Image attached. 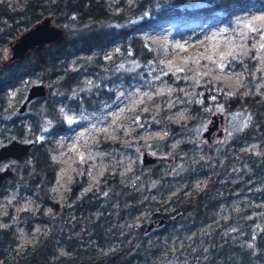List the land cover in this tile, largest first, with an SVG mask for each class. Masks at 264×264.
Wrapping results in <instances>:
<instances>
[{"label":"trees","instance_id":"1","mask_svg":"<svg viewBox=\"0 0 264 264\" xmlns=\"http://www.w3.org/2000/svg\"><path fill=\"white\" fill-rule=\"evenodd\" d=\"M245 1L23 0L11 4L0 0L2 46H8L22 30L45 15L63 31L61 40L31 48L23 58L3 65L5 60L0 51V123L5 124L10 137L22 140L26 134L32 140L25 155L10 159L9 165L13 168L7 176L8 186L39 199L34 210H22L1 218L7 224L0 226V264H264V225L251 237V231H247L244 239L253 242L254 249H251L237 239L216 237L214 225L218 224L220 228L226 222L211 221L218 199L229 198L221 193L224 185L238 190L252 177L257 184L264 173V151L259 161L239 151L241 140L256 133H260L259 146H264V99L258 95L231 96L222 89L202 90L199 101L188 104L191 118L187 122L174 124L161 119L159 123L168 126L171 135L181 136L192 134L193 129L217 108L223 113L242 110L248 116V123L235 131H227L228 138L224 141L203 144L196 151V145L188 144L186 139L173 150L174 165L166 167L165 176L161 175L163 163L136 164L133 174L139 179V187L124 183L116 173L105 172L99 184L80 191L86 180L84 170L80 177H73L64 199L53 201L47 194V187L53 180L56 163L49 156L47 143L35 139L45 124H49L52 132L64 128L55 109L56 102L63 101L71 108L80 105L95 108L101 100L114 96L106 84L116 79L126 82L135 71L130 68L131 63L144 64L153 57V51L131 35L135 18H166L188 12L187 5L193 3L197 4L195 11L199 14L229 12ZM116 39L122 43L107 58L99 51L90 57H75V66L69 67L68 59L77 52L102 48ZM231 62L233 67L242 68L246 73L252 71L253 62L247 58ZM29 72L36 82L44 84L45 93L43 101L35 98L27 103L28 117L24 125L13 114L14 106L7 104L6 84ZM84 75L86 80H82ZM168 81L176 86L179 84L171 79ZM155 122L154 118L150 124ZM108 145L132 148L131 144L118 142L102 146ZM197 168L214 174L193 197H185L166 212L151 210L155 203L147 198V193L155 184L169 181L176 176L172 175L174 172L192 177ZM237 170H241L242 175L233 181L232 176ZM3 192L0 189V194ZM254 209L259 208H249L246 212ZM143 211L149 220L159 219L164 223L150 236L145 233L148 224L137 219V214ZM36 220L44 223L47 235L40 233L34 242L14 251L16 227L22 225L30 230ZM197 223H208L207 230L191 239L181 238L179 246L169 248L159 242V235L168 237L181 231L183 236ZM60 246L67 253H59ZM6 252L13 253L14 257L5 258Z\"/></svg>","mask_w":264,"mask_h":264},{"label":"rangeland","instance_id":"2","mask_svg":"<svg viewBox=\"0 0 264 264\" xmlns=\"http://www.w3.org/2000/svg\"><path fill=\"white\" fill-rule=\"evenodd\" d=\"M4 1L18 4L23 0ZM110 1L113 3L116 0ZM196 6V3L187 5L188 12L162 19L132 20L134 26L131 35L145 43L153 51V57L144 64L131 63L130 68L135 71L126 82L116 79L105 85L112 91L113 98L101 100L95 108L82 105L71 108L63 101L56 102L55 109L63 120L64 128L52 132L49 124H45L35 135L37 141L47 143L49 156L56 163L53 180L47 187L50 199L62 201L73 177H80L84 170L86 180L80 191H87L99 184L105 172L116 173L124 183L139 187V179L133 174L136 164L148 166L163 163L161 175L165 176L166 167L174 165L173 150L186 139L188 144L196 145V151L203 144L224 141L228 138L227 131H235L248 123V116L242 110L223 113L221 109H213L210 115L219 114L221 118L217 120L208 139L202 132L209 124V116L188 136L171 135L169 127L159 123L161 119L174 124L187 122L191 118L188 104L199 101L202 90L216 88L231 96L258 95L264 99V0H247L229 12L208 14H199L195 11ZM121 43V40L116 39L102 48L93 47L88 51L77 52L67 63L73 68L75 57H90L99 51L107 58ZM0 51L5 60L8 46L0 45ZM242 58L253 62L252 71L246 73L242 68L233 67L231 61ZM86 79L85 75L82 76V80ZM169 79L179 84L176 86ZM32 83L36 81L29 72L6 84L7 104L14 106L13 114L24 125L28 117L27 105L22 112H17V107ZM43 99L41 96L38 101ZM182 101L184 104H180ZM162 110L166 111L162 113ZM154 118L156 124H150ZM10 138L13 137L5 130V124L0 123V145ZM23 139L32 142L26 134ZM235 141L238 142V139ZM259 141L260 133L242 139L240 154H250L259 161L264 151ZM111 142L128 143L132 148L102 146ZM142 155L152 157L153 161L141 163ZM9 163L10 158L1 160L0 170H12ZM243 166L248 169L246 165ZM213 174L204 168H197L192 177L174 172L172 175L176 176L169 181L158 182L147 193V198L155 203L151 210L166 212L173 209L185 197H193ZM241 175L242 171L237 170L232 176L233 181L239 180ZM8 182L7 176L0 180V189L4 190L0 194V226L7 224L1 220L2 217L16 215L22 210H34L39 205V199L33 194L25 191L19 193L14 187H9ZM263 184L264 173L257 184H254L252 177L238 190H231L224 185L221 193L229 198L218 199L211 221L226 222V225L220 228L218 224L214 225L216 237L237 239L245 247L254 249L253 242L244 237L248 230L251 231V237L264 225ZM255 207L259 209L246 212ZM137 219L149 225L145 226L147 236L164 224L163 220H149L146 211L137 214ZM208 223L191 225L183 236L181 231L178 235L173 233L168 237L159 235V242L169 248L179 246L181 238L191 239L205 232ZM232 228L235 231H230ZM40 233L42 236L47 235L42 221H34L30 230L18 225L14 251H20L25 244L34 242ZM58 252L67 253L62 246ZM4 257L11 259L14 255L6 252Z\"/></svg>","mask_w":264,"mask_h":264},{"label":"water","instance_id":"3","mask_svg":"<svg viewBox=\"0 0 264 264\" xmlns=\"http://www.w3.org/2000/svg\"><path fill=\"white\" fill-rule=\"evenodd\" d=\"M63 38V31L61 27L55 25L51 21V17L45 15L31 24L29 27L22 30L12 41L8 44V55L2 65L8 61H14L23 58L31 48H41L46 44L59 41ZM45 93V86L41 82L30 84L25 92L23 100L17 107V112H22L30 100L39 98ZM221 116L212 114L210 116L209 124L202 132L203 136L208 139L210 132L216 127L217 120ZM29 140L9 139L8 142L0 145V161L3 159H19L26 154L28 148L31 146ZM152 157H145L142 155L141 163H151ZM11 170L4 168L0 170V180L5 176H9ZM149 226V225H148ZM5 264H17L16 262H8Z\"/></svg>","mask_w":264,"mask_h":264}]
</instances>
